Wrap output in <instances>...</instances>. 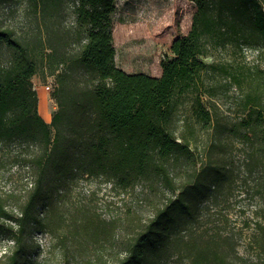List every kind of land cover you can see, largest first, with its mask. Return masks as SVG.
<instances>
[{
  "label": "trees",
  "instance_id": "1",
  "mask_svg": "<svg viewBox=\"0 0 264 264\" xmlns=\"http://www.w3.org/2000/svg\"><path fill=\"white\" fill-rule=\"evenodd\" d=\"M28 1L44 16L54 12V17L71 3L76 20L69 38L54 27V41L48 37V44L26 42L13 27L0 25V53L7 51L0 60V146L19 141V147L34 148L23 158L33 175L26 200L9 209L0 198V234L13 241L4 264H29L26 236L34 230H61L55 216L41 218L38 213L49 190L54 189V196L45 205L52 204L57 216L63 212L57 195L65 194L75 179L93 176L106 177L123 190L146 183L163 195L146 221H133L122 242L124 253L116 258L103 252L111 237L108 223L82 210L68 223L73 229L59 237L66 249L70 235L95 248L85 264H163L175 255L190 258L191 264H233L227 249L230 236L203 238L191 232V224L201 221L202 204L209 198L217 203L223 193L220 177L228 170L219 157L210 155L204 162L194 127L188 125L192 133H177L175 122L179 97L191 92L193 114L203 126H212L213 114L203 97L212 87L204 75L217 65L204 57L211 44L264 49V0H192L196 11L191 28L173 41V55L162 60L160 76L117 66L115 0ZM70 41L79 47L72 55L64 48ZM220 67L231 83L247 85L242 117L229 132L248 143L247 168L264 178V69ZM41 69L55 79L58 108L50 123L39 112L33 82ZM82 75L88 82L82 83ZM259 181L258 218L250 238L264 251V179ZM230 249L235 250L234 242Z\"/></svg>",
  "mask_w": 264,
  "mask_h": 264
},
{
  "label": "rangeland",
  "instance_id": "2",
  "mask_svg": "<svg viewBox=\"0 0 264 264\" xmlns=\"http://www.w3.org/2000/svg\"><path fill=\"white\" fill-rule=\"evenodd\" d=\"M0 2V25L13 27L19 37L26 42L45 44L50 37L54 41V27L61 36H67L72 26H75L76 15L72 4H66L59 16L43 15L36 11L28 0H7ZM116 10L113 13L115 61L118 67L126 72H144L152 76L162 74L161 62L167 55L172 56L171 45L179 36L189 32L196 4L192 0H115ZM68 37V36H67ZM65 37V38H67ZM69 38V37H68ZM33 44L35 46L36 44ZM64 48L69 55L77 52L78 44L65 43ZM40 45V44H39ZM50 51V48L47 49ZM209 54L204 57L207 63H215L216 69L211 70L204 79L210 92L203 97L213 114L212 126L205 127L193 114V94L188 92L178 99V112L175 122L177 133H192L202 152L204 162L212 155L213 159L221 158L227 173L221 175L220 183L223 193L219 199L212 202L209 198L201 206L200 222L192 226V231L202 234L203 238L211 235L230 236L227 246L229 258L233 264H264V251H260L250 238L251 226L255 225L258 216L254 213L259 207L260 195L257 193L259 179L263 173L247 168V151L249 145L239 137L229 132V128L242 117L240 103L244 98L247 85L238 87L231 83L220 67L227 65H244L256 71L264 69V49L262 47L244 46L235 43L211 44ZM7 56V51L0 53V60ZM41 69L33 77L34 87L40 94L46 93L50 99L51 119L58 105L53 97L55 79ZM82 83L88 82V76L80 77ZM51 85L52 90L46 86ZM39 109V103H38ZM40 112V111H39ZM41 114V113H40ZM42 115V114H41ZM219 124V125H218ZM216 127H219L216 130ZM17 142L0 146V198L9 209H17V204L26 200L33 186L31 168L24 162L28 151L33 147L17 146ZM194 145V143L192 144ZM212 152V153H211ZM20 154V155H18ZM188 172V171H187ZM192 171L189 170V173ZM87 176V175H86ZM260 176V177H259ZM53 185V183H52ZM158 192L146 183L123 190L114 186L106 177H84L75 179L67 192L57 195L62 211L54 215L52 204L54 189L48 191L47 201L38 207L41 218L53 217L61 223V230L56 233L36 229L26 236L30 244V252L26 257L29 264H85V259L96 252L94 247L85 245L80 236L70 235L66 249L60 235L73 228L68 223L73 218L80 217L81 211L99 215L108 223L111 237L105 241L103 252L112 258L121 256L124 252L122 242L129 237L133 229V221H146L152 215L153 209L162 199ZM64 209V210H63ZM48 212L51 213L48 216ZM190 225V224H189ZM54 228V226H52ZM190 237H187L189 239ZM235 243V250L230 249ZM79 244L81 250H79ZM13 241L0 234V264L7 261ZM97 248V247H96ZM99 248V247H98ZM71 257V260L67 259ZM163 264H191L190 258L173 256Z\"/></svg>",
  "mask_w": 264,
  "mask_h": 264
},
{
  "label": "bare ground",
  "instance_id": "3",
  "mask_svg": "<svg viewBox=\"0 0 264 264\" xmlns=\"http://www.w3.org/2000/svg\"><path fill=\"white\" fill-rule=\"evenodd\" d=\"M50 99L46 93L40 94L39 111L46 120L51 119Z\"/></svg>",
  "mask_w": 264,
  "mask_h": 264
},
{
  "label": "built area",
  "instance_id": "4",
  "mask_svg": "<svg viewBox=\"0 0 264 264\" xmlns=\"http://www.w3.org/2000/svg\"><path fill=\"white\" fill-rule=\"evenodd\" d=\"M46 88H47V90H52V89H51L52 87H51V85H50V84H49V85H47V86H46Z\"/></svg>",
  "mask_w": 264,
  "mask_h": 264
}]
</instances>
